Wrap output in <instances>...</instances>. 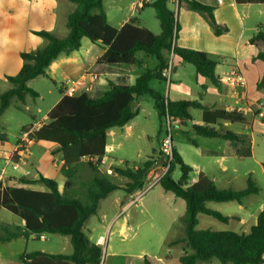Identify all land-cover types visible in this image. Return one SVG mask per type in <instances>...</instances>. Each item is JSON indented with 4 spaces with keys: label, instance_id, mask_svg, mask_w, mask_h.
<instances>
[{
    "label": "trees",
    "instance_id": "1",
    "mask_svg": "<svg viewBox=\"0 0 264 264\" xmlns=\"http://www.w3.org/2000/svg\"><path fill=\"white\" fill-rule=\"evenodd\" d=\"M76 4V9L67 16L68 35L58 38L47 30L34 32L42 38L45 45L34 52H22V68L15 76H8L10 89L0 93V116L13 104L26 105L28 97L36 101L40 96L28 85L29 82L47 75L51 64L62 54L79 51L83 38L105 49L99 65H125L136 67L142 64L139 54L149 56L156 64L153 70L141 72L134 85L125 86L108 82L107 91L100 98H92L87 92L80 95H64L59 103L47 114V122L33 132L35 142H51L58 146L63 164L61 175L65 178L60 191L58 183L43 174L35 179L21 178V187L0 189V205L19 215L25 225L22 227L0 225V241L10 242L20 237L29 239L41 235L68 236L73 247L70 254H48L34 252L22 254L23 264H100L102 249L92 244L84 233V228L93 215H97L99 205L111 193L121 189L109 175L101 169V162L107 158L108 134L114 128L127 126L137 113L135 105L144 94H150L160 115L175 123L177 120L191 119L192 109L202 110L205 125L195 126L194 131L203 137H218L223 140H237L239 137L229 131L222 133L217 122L244 123L243 113L227 110H211L201 101H171L149 89L152 79L166 80L162 71L170 65L168 53L172 52L187 63L194 65L201 78L209 79L222 88L216 67L220 64L218 56H211L196 49L177 45L179 26L175 11L169 0H153L150 4L160 24L161 32L155 34L140 26L136 18H131L121 28L111 26L103 0H68ZM238 3H262L264 0H236ZM179 6L198 13L213 29L215 35L222 36L228 28L216 21L214 8L198 0H179ZM264 42V32L258 31L251 39V45ZM264 64V51L253 59ZM259 90L264 89V68L257 82ZM63 94L62 90L60 91ZM22 109V106H17ZM29 130L28 126L23 130ZM173 160L159 185L186 203L182 222L184 236L170 245L185 243L191 252L178 260H155L144 257L143 264H199L217 259L221 264H264V210L257 216L256 224L249 233L236 231L199 230V215L214 217L228 223L230 217L224 216L208 207L209 202H238L242 205L251 195H258L260 188L251 177L243 190L219 189L215 181L203 173L198 182L190 184L193 168L183 163V159L173 148ZM154 163L144 162L135 168L111 167L114 176L126 180L124 191L134 194L143 187ZM178 167L180 181L172 178ZM40 186V188H39ZM34 187L35 189H29Z\"/></svg>",
    "mask_w": 264,
    "mask_h": 264
},
{
    "label": "rangeland",
    "instance_id": "2",
    "mask_svg": "<svg viewBox=\"0 0 264 264\" xmlns=\"http://www.w3.org/2000/svg\"><path fill=\"white\" fill-rule=\"evenodd\" d=\"M64 1L67 11L72 13L76 9V4L68 0ZM134 1L103 0L109 23L112 26H118L122 19L128 16L129 8ZM150 4L151 2L146 4L138 2L136 11L139 12L140 8L147 7ZM170 7L175 9L171 4ZM148 13V28L153 33L159 34L161 29L158 20L155 18V11L150 8L147 10ZM176 15L178 16L177 10ZM248 16L246 25L254 30L247 31L238 47L232 44L233 33L228 34V40L221 43L220 46L215 45L216 38L214 36L212 38L206 36L199 45L207 54L218 56L220 64L216 69L220 75L226 72L222 62L228 65L234 63L233 61L237 56L245 58L249 50L255 53L264 51V42H258L256 47H250L247 42L248 38L258 31L264 32V6H253ZM66 19L67 15L62 17L60 14L58 23L51 30L58 38L68 35ZM186 29L187 34L193 36V28ZM244 44L247 50L244 49ZM91 46L96 52L101 49V46L91 45V42L87 40L83 44L80 53L86 54ZM92 55H95L94 52ZM139 58L142 64L136 67L97 65V69L86 73L80 80L74 79L68 82L60 76L56 77L57 83L48 76H41L33 80L29 86L40 97L36 101L28 97L26 105L16 102L0 117L6 128L5 131L0 128V141L8 140L10 148L15 144L17 145L23 131L22 127L26 124H33L35 121L37 127L43 124L47 119L43 117L48 114L51 108H54L57 100L62 95L60 91H65L68 86L73 85L76 81H83L86 84V86L78 87L76 95L87 91L92 98H97L103 94L102 85L97 80V76H105L106 73L115 83L127 85L135 82L137 76L144 70L155 68L156 62L149 56L139 54ZM168 58L174 64L170 82L168 80L152 79L149 83V89L165 99L199 101L202 98L201 103L203 105L209 104L212 101L209 98L213 96L211 91L215 88L212 82L209 79L199 77L194 65L173 56L172 52L168 53ZM239 63L246 80L249 81H247V87L250 89V86H252L253 88L262 75L264 64L251 58L244 62L240 60ZM232 65H235V63ZM86 77H90V80L91 78L94 79L90 82ZM109 77L107 80H110ZM105 80L102 79V82ZM203 83L210 85V93L207 96L202 95L206 93V85ZM202 84L205 87H202ZM221 89L218 87L219 91ZM246 90L240 91V100L243 106L252 107L251 112H243L248 126L242 127L239 124L226 123L228 125L226 127L220 129L217 127L222 133L229 131L236 134L239 137L237 140H223L218 137L210 138L198 135L194 131V127L203 125L202 110L192 109L191 119L183 120L181 123H173L160 115V111L155 106L154 98L148 92L139 98L136 104L138 106L135 105L137 113L132 121L124 128H116L119 130L115 137H108V144L113 148L110 154L112 158L108 156L106 166H102L101 169L106 170L109 165L111 167L126 168L147 161H152L154 165L148 173L143 187L137 189L134 195L124 191L126 180L121 179L119 176H112L121 189L114 191L101 202L97 215L91 216L84 228L87 239L102 249L100 264H143L144 257L160 261H176L182 255L191 252L185 243L170 245L176 239L184 236L185 225L182 218L177 217L181 216V213L184 215L185 202L178 199L176 200L177 203H174L175 195L165 191L159 185L160 181L145 191L149 185L156 182L157 177L164 175L167 171V164L165 163L167 157L161 150L164 140H168L170 145L176 148L184 164L193 168L191 178L197 177L196 170H203L208 176L215 178L218 188L235 190L246 188L249 177L257 182L260 193L249 196L242 205L235 201L208 203V207L212 210L232 218L228 223L219 222L214 217L205 214L199 215V230L250 232L252 224L256 223L254 214H257L258 210L264 206V100L249 99L247 96L242 97V92ZM253 90H258L257 85ZM261 104L262 107H260ZM19 105L22 106V109L16 108ZM15 149L16 146L8 154L7 162L0 161V172L3 169L7 173L6 180L1 182L5 183L8 180V173L26 171L27 169L30 172L28 177H36L39 173H46L60 187H63L65 178L60 174L61 154L56 146L51 144L46 146L44 143L36 144L34 142L30 154L26 158L27 165L18 170H14L13 165L8 162L9 159L12 163L20 161ZM32 161L33 165H30ZM172 178L175 181H180L181 172L178 167L173 170ZM180 204L181 206L184 205V208H180ZM238 217H244L245 224L240 225ZM18 219H21L20 216L2 207L0 208L1 224L13 223ZM123 224H126V227ZM14 226L12 225V229ZM30 247L31 250L44 251L48 254H70L73 251L70 238L61 235L45 234L44 240L31 241ZM13 251L16 250L13 249ZM15 258L17 257L12 254L13 263L10 264H15ZM199 264L221 263L214 259Z\"/></svg>",
    "mask_w": 264,
    "mask_h": 264
},
{
    "label": "crops",
    "instance_id": "3",
    "mask_svg": "<svg viewBox=\"0 0 264 264\" xmlns=\"http://www.w3.org/2000/svg\"><path fill=\"white\" fill-rule=\"evenodd\" d=\"M198 1L200 3H203L205 5L213 7L214 8V14L216 17V21L219 24H221L222 26H225L228 28V32L226 34H224L222 36L221 35L217 36V35H215L213 29L207 24V22L203 19L202 16L198 15V13L191 11V10H188L184 7H180V6H178V8H175V9L171 8L172 10L175 11V14H176V10L178 11V16L176 15V21H177V24L179 26L178 41H176L177 45H179L180 47H184V48L196 49L197 51H200V52H205L204 50H202L200 48L199 45L201 42L204 41V38L206 36H209L211 38H212V36H214L216 38L215 45L220 46L221 43L228 40L227 35L233 33L234 38L232 40L233 41L232 44H234L235 47H238L239 44L244 39V36L247 33V31H249L251 29L254 30L253 28H248L246 25V22H247L248 17H249L248 14H250L253 6H264V4H262V3H252V4L238 3L236 0H198ZM137 2H138V0H135L131 4V6L129 8L128 16H125L122 19V21L119 23L118 26H113V27L119 29L126 22L128 23L129 20L133 17L137 19V22L140 26H143L146 28L149 27L148 21H147L148 20L147 17L149 15V13L147 14V10L150 8L151 9H153V8L151 7V5H148L147 7L144 6L143 8H140V10L138 12V11H136L137 10ZM66 8H67V6H66V3L64 0H3V4L0 5V34H3V35H0V93L4 92L5 90L7 91L11 87L9 82L7 81V77L8 76H15L20 72V70L22 68L21 53L22 52H30V51L34 52V51H37L38 49H41L45 45L44 40L42 38L34 35V32H38V31H42V30L51 31L56 26V24L58 23V19H59L60 14L62 15V17L66 16V15L68 16L69 14H71L70 12L67 11ZM107 20H108V18H107ZM186 28H193V36H190L187 34ZM255 34L252 37L248 38L247 42H248V45L250 47H256L258 44V42H257L256 44L251 45V39L255 36ZM87 40L88 39H86V38L82 39L81 48L79 51H74L68 55L62 54L57 61H55L51 64L50 68L47 70L46 76H48V78H51L55 83H57L56 77H59V76L63 77L64 79H66L69 82V81L74 80V79L80 80L82 77L85 76L86 73L91 72L94 69H97L96 66L99 64H96V62H97V60L100 59L101 56L104 55L105 49H103L101 47L100 51L96 52V51H94V48H92L93 46H91L88 48L86 54H81L80 52L82 50L83 44L86 43ZM20 42L25 43V44L23 45ZM195 44H197L198 46ZM91 45H97V44L91 43ZM245 48H246V45L244 44V49ZM245 50H247V48ZM93 52L95 55H92ZM257 54L258 53H255L252 50L251 51L249 50V52L245 58L237 56V58H235L233 62L238 63L240 65V63H239L240 60H242L243 62L245 60H247L248 58L249 59L251 58L253 60L257 56ZM89 55H90V57H89ZM222 63L224 64L223 66H225L224 68H226V70L228 69L229 66L234 64V63H230L228 65L227 63H224V62H222ZM216 72L220 75V73L217 71V69H216ZM101 73L103 74L104 72H101ZM221 76L222 75H220V77ZM105 77H107V78H105ZM108 77H109V75H106V73H105V76H97V78H98L97 80L102 85V91H103L102 96L107 91L108 82L111 81V82L115 83V81L110 79V77H109L110 80H107ZM102 79H106V80L102 82ZM87 80L91 81L90 77H88ZM135 81H136V79H135ZM29 84H30V82H29ZM115 84H118V83H115ZM134 84H135V82L127 84V85H125V84H123V85L130 86V85H134ZM203 84H202V87H205V86H203ZM204 85H206V84H204ZM256 85H257V81H256L255 85L253 86V88H252V86H250V89L247 87L248 89L245 92H242V97L247 96L249 99H257L258 98V99L264 100V89H261V90L258 89L257 91L253 90V89H255ZM213 86L215 87L211 91L213 96H211V98H209L212 101L209 104L204 105V106L208 107L211 110L219 109V110L232 111L228 107V106L234 105V100L231 98L230 93L228 91H226L224 87H222V89L219 91L217 86H215L214 84H213ZM1 88H4V89H1ZM205 89H206V93L202 94L203 96L209 95L210 85H206ZM62 92H63V94L57 100L55 106L59 103L61 98L65 95V91L63 90ZM102 96H99V97L101 98ZM170 100L173 102L180 101V100H172V99H170ZM201 100H202V98L200 99V101ZM214 104H215V106L213 107ZM136 106H138V105H136ZM2 116H0V117H2ZM242 116L244 118L243 124L242 123H231V122L219 121V122H217L216 126H212V127H215V128L218 127L220 129L221 127L228 126L226 123H230L231 125L239 124L242 127L248 126V123L245 121L244 114ZM43 118H47V114ZM182 121L183 120H177V121H175V123L176 122L181 123ZM46 122H47V119L44 123H46ZM43 124H41V125H39V127H37V123L35 121L33 124L24 125L22 127V130L24 127H27V126H28V128L35 127L38 130ZM203 125H205V124L203 123ZM0 128H2L4 131L6 130L5 123H3L2 120H0ZM118 130L119 129H116V128L112 129L111 132L108 134V137L109 136L115 137L116 134H118V132H117ZM170 141H172L171 138H170ZM40 143H44L46 146L48 144H51V142H44V141L36 142V144H40ZM51 145L56 146L58 149L57 145H55V144H51ZM15 146H16V144L10 148L8 145V140L0 141V161L3 160V161L7 162L8 154H10V152L12 150H14ZM172 147L174 148L173 145H172ZM112 149L113 148L110 147L108 144L107 157L109 156L110 158H112L110 156ZM174 149L176 150V148H174ZM60 162H61V166H62V164H63L62 159ZM30 165H33V161H32V163H30ZM196 172L198 175H197V177H194V178H198L200 173H203L206 176H208L203 170H200V171L196 170ZM24 173H25V171L8 173L9 178H7L8 179L7 181H5L6 184L3 182H0V189H4L5 187H21L22 186V183L20 182L21 178L26 177L29 179H35L38 177V176L27 177ZM39 174H42V173H39ZM43 175L50 177L46 173H43ZM208 177L211 178L210 176H208ZM211 179L213 181H215V178H211ZM4 180H6V179H4ZM58 186H59L60 191H62L63 187H60L59 184H58ZM28 188L29 189H35L34 187H28ZM39 188H40V186H39ZM134 194H132V195H134ZM178 199H180V198L176 197L174 203H177L176 200H178ZM1 207L2 206L0 205V208ZM181 207L184 208V205L181 206V204H180V208ZM185 207H186V203H185ZM5 210H7V209H5ZM261 210H264V206H262L260 208V210H258L257 214L253 213L255 215L254 219L256 221H257V216ZM9 212H11V211H9ZM13 214H15V213H13ZM184 215H185V210H184ZM184 215H183V213H181V216H178L177 218L181 219L184 217ZM17 216H19V215H17ZM238 223L240 225L245 224L244 217H238ZM255 224L256 223L254 222V224H252L251 228ZM0 225L1 226L8 225V226H10V229H12V225L13 226L14 225L19 226V227L24 226L25 221L21 218L20 220L18 219V221L13 222V223L1 224V222H0ZM123 226L126 227V224H123ZM44 237H45V235H44ZM38 239L44 240L45 238L42 239L40 237L36 238L35 236H31L29 239H25L24 237H20V238H17L15 240H12L10 242H1L0 241V264H10L11 262L13 263L12 254L14 255V257H17V258H15L16 259L15 264H23L20 261V257L22 254H31L34 252L47 253V252L38 251V250L34 251V249L31 250V247H30L31 241H35ZM13 249L16 251L14 252Z\"/></svg>",
    "mask_w": 264,
    "mask_h": 264
},
{
    "label": "built area",
    "instance_id": "4",
    "mask_svg": "<svg viewBox=\"0 0 264 264\" xmlns=\"http://www.w3.org/2000/svg\"><path fill=\"white\" fill-rule=\"evenodd\" d=\"M152 1L153 0H138V2H140L142 4H146L149 2L152 3ZM169 4H172L173 6H175V8H178L179 0H169ZM173 65L174 64L170 61V65L162 71L163 77H165L166 80H168L169 82H170L171 76H172ZM240 67L241 66L238 63H235V65L229 66L228 69L226 70V72L221 76V82H222L225 90L230 93L231 98L234 100V105H231L228 107L232 111L236 110V111L242 112V113L244 111H250L251 112L252 107H249L248 105L243 106L241 103V100H240L241 99L240 91L246 90V87H247V80H246L244 73ZM93 79L94 78H91V81H93ZM80 86H86V84L83 83V81L74 82L73 85L68 86L66 88L65 95H69V96L76 95V91H77L78 87H80ZM85 92H87V91H85ZM260 107H262V104L260 105ZM36 130L37 129L35 127H31V128H29V130L27 129V130H23L21 132L20 138L18 139V144L16 145V149H15L16 154H18L20 161L17 163H12L10 159L8 160V162H10L13 165L14 170H18L22 166L27 165L26 164L27 163L26 158H27V155L30 154L31 147L34 145L35 140L32 136H33V132ZM161 150L167 157V159L165 160V163L167 164V169H168V166H169L168 163L170 164V162L173 160V157H174L173 147H172V145H170L168 140H164L162 142ZM102 166L103 167L106 166V158H104L102 160L101 167ZM128 167L137 169V166H128ZM104 171H106L109 175H116V174H114L110 165ZM6 174H7L6 171L2 169V171L0 172V182L4 181V179L6 178L5 177ZM24 174L27 177L30 176V172L27 171V169H26ZM162 177H163V175L160 177H157L156 182L149 185L145 191H147L151 186L155 185L156 183H159V181L161 180ZM189 182L192 185L196 184L198 182V178L192 177V178H190ZM40 238L43 239L45 237H44V235H41Z\"/></svg>",
    "mask_w": 264,
    "mask_h": 264
},
{
    "label": "clouds",
    "instance_id": "5",
    "mask_svg": "<svg viewBox=\"0 0 264 264\" xmlns=\"http://www.w3.org/2000/svg\"><path fill=\"white\" fill-rule=\"evenodd\" d=\"M3 4V0H0V5H2ZM0 35H3V34H0Z\"/></svg>",
    "mask_w": 264,
    "mask_h": 264
}]
</instances>
